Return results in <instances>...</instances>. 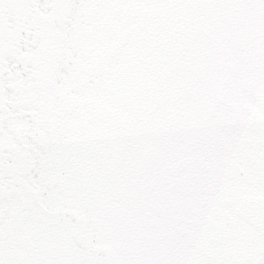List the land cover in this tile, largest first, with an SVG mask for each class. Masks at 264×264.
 Masks as SVG:
<instances>
[{"label": "snow or ice", "instance_id": "obj_1", "mask_svg": "<svg viewBox=\"0 0 264 264\" xmlns=\"http://www.w3.org/2000/svg\"><path fill=\"white\" fill-rule=\"evenodd\" d=\"M0 264H264V0H0Z\"/></svg>", "mask_w": 264, "mask_h": 264}]
</instances>
